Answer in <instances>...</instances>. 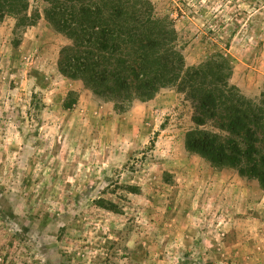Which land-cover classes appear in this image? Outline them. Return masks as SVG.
Returning a JSON list of instances; mask_svg holds the SVG:
<instances>
[{"label": "rangeland", "instance_id": "obj_1", "mask_svg": "<svg viewBox=\"0 0 264 264\" xmlns=\"http://www.w3.org/2000/svg\"><path fill=\"white\" fill-rule=\"evenodd\" d=\"M151 1L175 20L187 66L223 51L230 83L259 100L264 0ZM29 3L40 15L34 25L0 23V264H248L264 217L223 209V185L262 190L186 151L197 127L189 97L166 88L117 111L59 73L60 51L72 42L46 20L48 4ZM199 129L220 133L212 122ZM250 222L260 231L253 254L243 248Z\"/></svg>", "mask_w": 264, "mask_h": 264}, {"label": "trees", "instance_id": "obj_2", "mask_svg": "<svg viewBox=\"0 0 264 264\" xmlns=\"http://www.w3.org/2000/svg\"><path fill=\"white\" fill-rule=\"evenodd\" d=\"M43 1L49 6L48 23L72 42L60 51L61 75L81 81L95 96L115 103L117 111L136 100L148 102L162 89L178 88L196 111L197 127L185 136L186 151L216 170H234L257 181L264 192V90L258 101L244 97L230 83L233 65L225 52L187 66L175 20L159 16L151 0ZM29 9V0H0V23L11 17L17 30L32 26L40 15ZM208 122L220 133L199 129ZM127 190L139 193L137 187ZM98 204L119 212L103 201Z\"/></svg>", "mask_w": 264, "mask_h": 264}, {"label": "crops", "instance_id": "obj_3", "mask_svg": "<svg viewBox=\"0 0 264 264\" xmlns=\"http://www.w3.org/2000/svg\"><path fill=\"white\" fill-rule=\"evenodd\" d=\"M216 177H217V180L214 179L213 182H209V180H207V183L209 185H208L206 192H208L209 194H211L213 191H215L214 187H219L218 185L220 183L221 177L220 176H216ZM223 188H224V192H225V194L223 195V198L225 199V201H223V203H222L223 209L232 208L233 206L235 207V205L236 206H247L250 211L258 212V214L260 216L264 217V192L259 191V193H257L255 191V193H254L252 190H251V192L248 191V189H246V190L245 189H237V188H235V186L233 184H230V183L223 185ZM249 224H250V227H249V232L247 234V239L251 240V241L247 242L246 246L243 248H244L245 252H248V250H249V252H251L253 254V250L249 249V246L251 245L253 247V245H255V243L258 240V238H256V236H258L257 234L260 231H258L257 228L253 227L251 222ZM259 243H260V248H261L259 250V253H257L256 256L253 255L248 264H264V239H263V236H261ZM245 252H244V254H245ZM255 257H256V259L252 260ZM234 260L236 261V259H234Z\"/></svg>", "mask_w": 264, "mask_h": 264}]
</instances>
